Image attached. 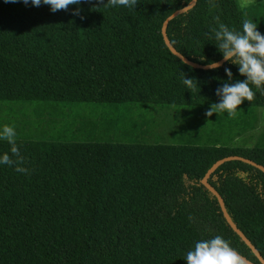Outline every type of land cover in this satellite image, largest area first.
<instances>
[{
  "label": "trees",
  "instance_id": "trees-1",
  "mask_svg": "<svg viewBox=\"0 0 264 264\" xmlns=\"http://www.w3.org/2000/svg\"><path fill=\"white\" fill-rule=\"evenodd\" d=\"M189 1L81 0L74 15L0 0V124L14 125L27 170L0 165V264H186L195 241L217 234L261 264L201 179L228 155L264 165V127L259 144L244 138L264 95L205 115L223 68L243 77L170 51L163 21ZM213 17L235 29L247 17L264 34V0H197L169 21L173 46L200 64L221 59ZM208 180L264 257V172L231 159Z\"/></svg>",
  "mask_w": 264,
  "mask_h": 264
},
{
  "label": "clouds",
  "instance_id": "clouds-1",
  "mask_svg": "<svg viewBox=\"0 0 264 264\" xmlns=\"http://www.w3.org/2000/svg\"><path fill=\"white\" fill-rule=\"evenodd\" d=\"M22 3L25 5L30 3L35 7H39L41 4L47 5L51 12L67 11L69 6H77L71 11L74 15H79L81 0H22ZM107 3L126 8L130 5V0H107ZM213 20L215 25H210L206 34L215 41L214 44L221 54V59L236 66L237 72L243 79H234L231 69L224 67L226 79L222 80L215 89L218 101L210 104L205 115L225 113L231 117L244 101H252L256 94L264 95V34L258 31L257 22L247 17L241 19L239 29L220 22L218 17H213ZM201 60H204V57ZM220 66V61L216 60H210L206 63L209 70H217ZM180 82L191 92L195 84H198L195 78L188 77L183 72H181ZM16 135L14 125L0 124V141H5L9 145L8 151L0 153V165H14V171L23 173L27 170L20 166L23 157H21L17 146ZM182 258L186 264H243L242 258L231 247L230 242L219 234L195 241Z\"/></svg>",
  "mask_w": 264,
  "mask_h": 264
},
{
  "label": "water",
  "instance_id": "water-1",
  "mask_svg": "<svg viewBox=\"0 0 264 264\" xmlns=\"http://www.w3.org/2000/svg\"><path fill=\"white\" fill-rule=\"evenodd\" d=\"M197 0H190L186 5L176 9L175 11H173L170 15H168L165 20L163 21L162 24V35L164 38V41L166 43V45L168 46V48L170 49V51L175 54L176 56H178L182 61H184L185 63L193 66L194 68H202V69H208L206 67V64H200L198 62H195L189 58H187L186 56H184L180 51H178L173 44L171 43L168 34H167V25L169 23V21L171 19H173L175 16L186 12L187 10L191 9L192 7L195 6ZM218 61H220V65H222L223 63H225L226 61H223L222 59H219ZM231 159H239V160H243L246 161L247 163H250L258 168H260L263 172H264V165L261 163H258L250 158L241 156V155H229V156H225L223 158L218 159L217 161H215L213 163V165L207 170V172L205 173V175L203 176V178L201 179V182L217 197L218 202L220 204L221 210L223 212L224 217L226 218V221L228 222V224L230 225V227L245 241V243L250 247V249L253 251V253L255 254V256L258 258V260L264 264V257L262 256L261 252L259 251V249L252 243V241L247 237V235L237 226V224L233 221V219L231 218L230 214L227 211V208L225 206V202L223 197L221 196V194L219 193V191L209 182L208 178L210 177V175L215 171V169L222 164L223 162L227 161V160H231ZM235 250V249H234ZM238 255L242 258V261L244 264H255L254 262H252L251 260H249L246 256L242 255L241 253H239L237 250H235Z\"/></svg>",
  "mask_w": 264,
  "mask_h": 264
},
{
  "label": "rangeland",
  "instance_id": "rangeland-1",
  "mask_svg": "<svg viewBox=\"0 0 264 264\" xmlns=\"http://www.w3.org/2000/svg\"><path fill=\"white\" fill-rule=\"evenodd\" d=\"M239 1L242 5H246L247 3L254 1V0H239ZM178 115L179 114L177 113L176 116L180 118L181 116L180 115L178 116ZM261 116L263 117L264 113ZM262 117H261L260 121L256 124V127H253L252 129H250L248 132L245 133L246 136L244 135V138L246 137L248 139L247 146H253L255 143L256 144L260 143L257 135L260 132V130L264 127V120L262 119ZM188 120H191V117H189ZM183 122H184V120H183ZM253 130H255V131H253ZM251 131H253V133L256 137L253 136V138H252L249 136V135H251V133H250ZM237 142H238V144H240L239 138L237 139Z\"/></svg>",
  "mask_w": 264,
  "mask_h": 264
},
{
  "label": "flooded vegetation",
  "instance_id": "flooded-vegetation-1",
  "mask_svg": "<svg viewBox=\"0 0 264 264\" xmlns=\"http://www.w3.org/2000/svg\"><path fill=\"white\" fill-rule=\"evenodd\" d=\"M248 259L257 264V262L253 258L249 257Z\"/></svg>",
  "mask_w": 264,
  "mask_h": 264
}]
</instances>
